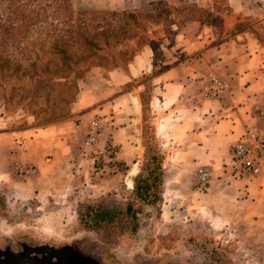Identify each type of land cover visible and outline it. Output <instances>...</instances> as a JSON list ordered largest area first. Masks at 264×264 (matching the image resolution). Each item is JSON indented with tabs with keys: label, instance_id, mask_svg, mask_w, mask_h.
Here are the masks:
<instances>
[{
	"label": "crops",
	"instance_id": "obj_1",
	"mask_svg": "<svg viewBox=\"0 0 264 264\" xmlns=\"http://www.w3.org/2000/svg\"><path fill=\"white\" fill-rule=\"evenodd\" d=\"M159 1L171 12L162 16L156 37L148 32L156 47L143 44L123 69L113 68L105 76L95 68L87 71L80 81L82 96L70 106L73 121L36 134L0 115V191H5L13 170L23 165L36 168L27 182L33 196L54 194L56 183L61 191L83 172V165L106 153V143L113 148L111 160L126 167L132 164L141 146V95L148 86L145 107L151 130L160 147L170 148L163 162L204 164L217 185L228 182L210 193L233 200L235 225L251 235L257 256L264 259V166L249 176L229 165L230 150L245 130L264 132L254 114L255 108H264V3L259 7L255 0H81V4L115 10ZM210 74L226 87L216 100L201 92ZM92 117L98 118L100 132L91 150L82 153L76 143ZM8 187L4 193L27 195Z\"/></svg>",
	"mask_w": 264,
	"mask_h": 264
},
{
	"label": "rangeland",
	"instance_id": "obj_2",
	"mask_svg": "<svg viewBox=\"0 0 264 264\" xmlns=\"http://www.w3.org/2000/svg\"><path fill=\"white\" fill-rule=\"evenodd\" d=\"M47 1L37 3L44 5ZM23 2V12L30 13L33 0ZM69 4L73 12L101 13L89 23V33L108 31L107 36H96L99 50L92 51L86 59L62 61L46 52L39 58L38 68L31 69L34 56L30 51L39 37L34 28L28 30L22 40L15 38L0 43V54H6L11 60L0 77V115L11 117L12 124L18 122L16 127H28L36 134L74 120L70 106L82 96L80 81L87 71L95 68L105 76L113 68L123 69L143 44L150 42L156 47L148 32L156 37L162 16L171 12L162 1L115 10L85 7L81 0H69ZM5 18L6 4L2 3L0 19ZM23 49L27 54L21 61ZM16 61L21 66L18 71L14 67ZM143 112L140 123L143 137L149 136L150 143L157 144L156 149L163 156L170 148L160 147L157 140L151 138V116L146 109ZM97 119L92 117L86 130L90 122ZM86 130L76 143L82 153L93 146H83ZM105 149L104 155H95L91 163L83 165V172L72 180L74 185L70 181L60 191L56 183L54 194L33 196L32 186L27 182L36 174L19 178L14 169V178L5 182V191H0V253L17 256L36 249H68L93 264H264V259L257 256V244L253 248L251 235L235 225L233 200L210 193L211 190L219 192V187L228 182L223 180L217 185L204 164L162 161L160 200L152 207L134 205L139 215L136 230L131 232L123 211L132 199L133 178L140 172L143 151L139 146L134 162L126 167L111 160L113 148L109 144L106 143ZM50 158L47 155L46 159ZM22 167L33 166H18ZM198 168L209 172L203 186L195 183ZM111 174L116 175V179H112ZM8 186L12 192L21 190L27 195L4 193L9 190ZM98 204L108 210L116 208L117 220L94 223L86 213L90 214L92 207ZM87 206L91 208L86 209Z\"/></svg>",
	"mask_w": 264,
	"mask_h": 264
},
{
	"label": "trees",
	"instance_id": "obj_3",
	"mask_svg": "<svg viewBox=\"0 0 264 264\" xmlns=\"http://www.w3.org/2000/svg\"><path fill=\"white\" fill-rule=\"evenodd\" d=\"M38 0H33V10L26 14L23 12L25 3L23 0H0V4H6V18L0 19V43L14 41V39H23L28 30L34 28L39 36L35 42L32 51L34 60L30 68H38V60L46 52L56 55L62 61L76 59V61L86 59L92 51L99 50L95 43L96 36H107V29L96 30L94 34L87 31L89 23L101 14L100 12L71 10L69 0H48L44 5L38 4ZM26 50H21L20 60H25ZM5 55V56H4ZM0 54V77L8 65L10 57L6 54ZM130 59V58H129ZM15 70H19L20 62H15ZM67 67V66H66ZM68 68V67H67ZM148 86L142 93V122L146 107L145 102L149 97ZM147 98H144V97ZM151 138L156 140L149 127ZM144 129H141L140 145L143 151L140 172L133 178L132 199L124 208L123 216L130 223L129 230H136L139 211L134 208L136 203L155 206L161 197V185L163 178L162 161L163 156L156 149L157 144L150 143L149 136L144 139ZM156 143V142H155ZM143 172V173H142ZM87 206L86 209H90ZM92 211L87 212L86 216L93 218V222L98 224L115 222L119 212L116 208L110 210L104 208L101 204L92 207ZM80 219V218H79ZM80 221V220H79Z\"/></svg>",
	"mask_w": 264,
	"mask_h": 264
},
{
	"label": "built area",
	"instance_id": "obj_4",
	"mask_svg": "<svg viewBox=\"0 0 264 264\" xmlns=\"http://www.w3.org/2000/svg\"><path fill=\"white\" fill-rule=\"evenodd\" d=\"M261 7L264 0H255ZM225 83L216 75L210 74L206 83L202 86V95L208 100H216L225 93ZM254 114L264 124V108H255ZM99 126L96 122H90L84 134L83 146L90 148L96 141ZM230 167L239 174L249 176L257 175L264 166V132L258 133L245 130L240 138L233 144L230 150ZM19 178L32 177L36 174L33 167L15 168ZM209 172L206 168H198L195 172V183L203 186L207 182Z\"/></svg>",
	"mask_w": 264,
	"mask_h": 264
},
{
	"label": "flooded vegetation",
	"instance_id": "obj_5",
	"mask_svg": "<svg viewBox=\"0 0 264 264\" xmlns=\"http://www.w3.org/2000/svg\"><path fill=\"white\" fill-rule=\"evenodd\" d=\"M0 264H93V263L81 256L74 254L68 249L51 250L44 248V249H36L32 251V253L22 252L17 256L12 255L10 253L3 254L1 252Z\"/></svg>",
	"mask_w": 264,
	"mask_h": 264
}]
</instances>
